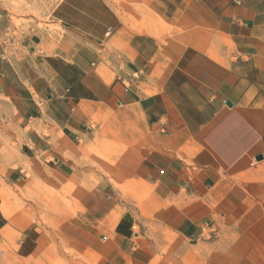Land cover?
Masks as SVG:
<instances>
[{
    "label": "crops",
    "instance_id": "obj_1",
    "mask_svg": "<svg viewBox=\"0 0 264 264\" xmlns=\"http://www.w3.org/2000/svg\"><path fill=\"white\" fill-rule=\"evenodd\" d=\"M70 185L79 210L56 215ZM263 190L264 0H59L48 27L0 24V260L13 232L22 264H152L163 234L249 222Z\"/></svg>",
    "mask_w": 264,
    "mask_h": 264
},
{
    "label": "rangeland",
    "instance_id": "obj_2",
    "mask_svg": "<svg viewBox=\"0 0 264 264\" xmlns=\"http://www.w3.org/2000/svg\"><path fill=\"white\" fill-rule=\"evenodd\" d=\"M59 0H0V24L12 32H22L48 27L52 11ZM114 1L118 0H108ZM124 194L139 197L134 187L115 186ZM77 187L68 186L64 191H55V213L67 212L74 216L79 210L76 195ZM264 194V190H263ZM12 194L6 195L11 207ZM264 210V202L262 203ZM13 208V205L12 207ZM13 210V209H12ZM46 221V219H40ZM60 218H55L54 242H62L59 232ZM18 235L10 232L6 235L8 249L2 250L3 258L0 264H22L17 256L16 242ZM161 241L149 250L154 258L152 264H264V212L255 215L249 222L238 221L225 223L219 227L206 230L197 242L181 241L174 236L163 234ZM154 244V243H153ZM157 246V247H156ZM57 249L53 250L50 264H78L77 252L65 251L72 260H59Z\"/></svg>",
    "mask_w": 264,
    "mask_h": 264
},
{
    "label": "bare ground",
    "instance_id": "obj_3",
    "mask_svg": "<svg viewBox=\"0 0 264 264\" xmlns=\"http://www.w3.org/2000/svg\"><path fill=\"white\" fill-rule=\"evenodd\" d=\"M4 199H6V198H4ZM4 199L2 198V200L4 201ZM2 201V202H3ZM7 201V200H6ZM127 201V200H126ZM9 203V202H8ZM6 205V204H5ZM8 205V204H7ZM2 208H4V207H2ZM3 210V209H2ZM2 213H3V211H2ZM10 215V214H9ZM8 219V218H7ZM11 219V218H10ZM5 232V231H4ZM8 234H9V232H8Z\"/></svg>",
    "mask_w": 264,
    "mask_h": 264
},
{
    "label": "water",
    "instance_id": "obj_4",
    "mask_svg": "<svg viewBox=\"0 0 264 264\" xmlns=\"http://www.w3.org/2000/svg\"><path fill=\"white\" fill-rule=\"evenodd\" d=\"M261 159H262V157H261V156H259V157L257 158V160H258V161H260Z\"/></svg>",
    "mask_w": 264,
    "mask_h": 264
}]
</instances>
